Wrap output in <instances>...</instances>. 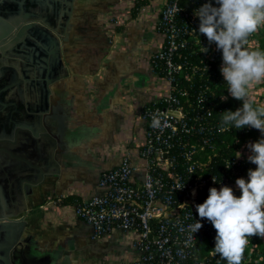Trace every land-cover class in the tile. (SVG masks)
Segmentation results:
<instances>
[{"label": "crops", "instance_id": "obj_1", "mask_svg": "<svg viewBox=\"0 0 264 264\" xmlns=\"http://www.w3.org/2000/svg\"><path fill=\"white\" fill-rule=\"evenodd\" d=\"M28 1L0 0V21L12 24L5 17L10 11L6 6L20 5L24 11ZM58 1L55 26L49 27L45 18L34 22L50 31L53 41L60 42L62 66L57 70L60 78L50 89L56 91L53 95L59 99L57 112L63 119L60 123L52 121L56 128L53 133H60L57 128H62V138L60 146L56 139L55 146H51V151L59 153L55 154L53 164L49 163L42 181L28 187L21 200L11 191V174L0 182V202L7 201L15 212L9 217L10 224L17 232L24 226L16 249L9 251L7 259L10 264H134L140 256L134 246L138 233L117 231L97 238L92 226L77 217L76 204L100 193L101 174L117 167L125 156L137 164L134 177L140 181L145 176L146 162L140 154L146 137L142 109L150 100H158L170 92L169 82L151 70L152 57L163 44L157 23L164 0ZM139 1L141 5L137 7ZM53 5L46 0L48 10ZM37 9L31 7V14H38L33 12ZM66 13L70 14V20L64 25ZM25 39L11 48L22 42L32 47L19 49L18 56L8 58L13 65L0 67L2 85L10 82L11 69L15 75L11 81L14 87L6 92L0 89V121L13 113L21 120L22 116L37 115L33 109L40 106L38 68L26 57L38 58L36 52L44 50L46 53L41 54L48 75L54 49L48 47L50 42L45 45L34 35L30 42ZM27 66L30 69L26 71ZM20 95L22 103H11ZM19 129H23L20 122L15 126V134ZM27 130L31 133L29 139L35 137L32 129ZM22 138L7 139L16 141L13 150L4 145L0 148L3 172L7 171L4 160L12 162L18 156L17 162H22L18 152ZM5 140L0 139V144ZM32 151V147L28 148L25 154L30 156ZM30 159L25 160L29 166L33 161ZM39 170L38 174L44 166ZM23 175L33 173L22 169L15 177ZM3 222L0 220V224ZM15 228L9 230L10 237Z\"/></svg>", "mask_w": 264, "mask_h": 264}, {"label": "built area", "instance_id": "obj_2", "mask_svg": "<svg viewBox=\"0 0 264 264\" xmlns=\"http://www.w3.org/2000/svg\"><path fill=\"white\" fill-rule=\"evenodd\" d=\"M208 2L164 0L157 23L163 44L152 57L151 70L169 82L170 92L142 109L144 178L134 177L137 164L125 156L101 174L100 193L76 204L77 217L92 226L97 238L117 231L138 233L134 246L140 256L134 264H209L199 255L200 245L205 236L215 241L216 230L207 219L201 220L196 205L207 199L210 188L236 191L235 181L247 179H233L230 170L251 155L249 143L238 150L239 159L213 151L221 128L208 94L215 92L218 82H226L220 72L222 52L199 35V18L194 15ZM212 3L217 6L215 0ZM202 46L209 49L207 54L201 53ZM154 116L159 127L152 126ZM195 222L202 228L191 234L189 226Z\"/></svg>", "mask_w": 264, "mask_h": 264}, {"label": "clouds", "instance_id": "obj_3", "mask_svg": "<svg viewBox=\"0 0 264 264\" xmlns=\"http://www.w3.org/2000/svg\"><path fill=\"white\" fill-rule=\"evenodd\" d=\"M212 0L195 10L199 18V35L206 36L209 45L222 52L220 72L232 98L242 102L236 111L221 113V131L244 128L256 129L261 139L249 143L248 161L256 166L249 169L247 179L235 181L240 190L236 196L231 187L209 189L202 204L196 205L201 220L207 219L216 230L215 248L209 251L227 264H241L249 238L264 239V106H254L249 89L264 80V52L251 51L247 38L264 25V0ZM209 49L201 47V53ZM226 100L227 97L221 96ZM153 117L152 126L159 127ZM237 159L241 157L236 152ZM231 168V165L230 167ZM217 182L214 178V183ZM202 228L200 222L189 226L191 234Z\"/></svg>", "mask_w": 264, "mask_h": 264}, {"label": "water", "instance_id": "obj_4", "mask_svg": "<svg viewBox=\"0 0 264 264\" xmlns=\"http://www.w3.org/2000/svg\"><path fill=\"white\" fill-rule=\"evenodd\" d=\"M13 1V0H12ZM10 0H6L8 3H12ZM51 4L53 5L52 10H48V6H46V0H30L27 3H25V9L22 10L21 6H6L10 11L5 14V17L7 20L12 21V24H4L2 21H0V67L3 65H13L10 64V61L8 58L18 56L19 49L22 48H31L30 45H25L24 42L17 45V48H11L13 45H15L18 41L23 39L24 37L27 39V42L31 41V36H36L39 40L43 42V44L46 45L47 41L50 42L51 49H54L53 55L51 57V67L49 68V74L47 75V68L43 64L45 61V57L41 53H46L44 50L41 49V51H37L38 58L32 59L31 56L26 57L29 59V61L34 64H36L38 68V78L40 79L38 82V86L40 89V106L33 109V112L37 115L34 116H22V120L18 119V116L16 113L9 114L5 117V119L0 121V139H6L5 141L1 142L0 148L4 145L6 149L13 150V143H16V141H10L7 139H14L17 137V140L19 139V136H22V143L18 147L21 149L18 151L19 156L22 159V162L20 164L17 162L18 156H15V160L10 162H5V168L6 172H3V169L0 168V182H5V179H7V175L11 174L12 184H11V191L18 200L22 199V196L24 194L27 195L28 187H31L33 184H38L40 181H42V176L44 175L47 170H49L50 166L49 163L53 164L55 154L59 153L58 151H51V146H55V139L56 142L61 143V136H62V128H57V130L60 133L54 134L53 133V127L52 121H56L60 123V120L62 121V115L57 112L58 110V98L55 99L53 92L56 93V91H53L50 89V86L55 82V80H58L60 78V75L57 73L58 68L62 66V60H61V48H60V42L59 40L53 41V35L50 31L45 29L43 26H38L34 21L40 20L42 18L48 19L47 25L49 27L55 26V22L57 21V17L59 15V1L58 0H51ZM33 5V6H31ZM31 7L38 8L37 10L33 12H39L38 14H31ZM24 14V16H22ZM45 15V16H44ZM48 17V18H46ZM70 14L66 13L65 18L63 21L64 25L68 24ZM66 27V26H65ZM57 30L56 28H54ZM65 30V28H64ZM60 33L64 34V31L60 29ZM44 36V37H43ZM8 37L10 38L7 42H5ZM25 39V40H26ZM3 41V42H2ZM53 42V43H52ZM31 55V54H30ZM12 62V60H11ZM26 71L30 69L29 66H27ZM8 70L5 68L4 72L6 73ZM11 76L8 75L10 82L7 84V86L2 85L0 83V89H4V91H8L10 88L14 87L13 84H11L12 78L15 79L14 70L11 69ZM27 73V72H26ZM7 74V73H6ZM15 81V80H13ZM19 93L22 95L21 89L18 88ZM20 95V98H15V101L13 100L11 103H16V101L23 102L22 97ZM20 103V102H19ZM9 119L12 120L9 122ZM20 122L23 129H19L17 134H15V126L18 122ZM2 122V123H1ZM11 123V125H10ZM58 127V126H57ZM63 127V125H62ZM32 129L33 135L35 137H30L31 134L29 130ZM2 141V140H1ZM11 142V143H10ZM4 143V144H3ZM33 148L32 154L30 156L26 155L25 152L28 150V148ZM51 151L49 153V151ZM3 156H6L3 154ZM8 157V156H7ZM29 158L33 159L31 162V165H27L25 160H29ZM7 159V158H6ZM30 159V160H31ZM1 166V163H0ZM41 166H44V170L39 173V168ZM29 170L33 173V175L30 176H21L20 178L16 179L17 173L21 170ZM18 171V172H17ZM23 172V171H22ZM23 174V173H22ZM37 174V175H36ZM14 176V177H13ZM2 200V197H0V201ZM11 209V206L8 205L7 201L4 203L0 202V220L5 221L3 224H0V264H10V261L7 259L8 253L10 250L16 249V243L18 240V236L21 235L23 227L20 226L19 232H17L16 228L10 224L9 217L14 216L15 212ZM5 214L7 215L6 218H4ZM11 228H15L13 232V236L10 237L9 230ZM22 229V230H21ZM7 233L6 234L4 233ZM13 259V254L11 253V260Z\"/></svg>", "mask_w": 264, "mask_h": 264}, {"label": "trees", "instance_id": "obj_5", "mask_svg": "<svg viewBox=\"0 0 264 264\" xmlns=\"http://www.w3.org/2000/svg\"><path fill=\"white\" fill-rule=\"evenodd\" d=\"M140 5L141 2H137L136 6L138 7ZM135 10H137V8H135ZM252 37L256 38L257 40V45L254 46L253 51L264 52V29L257 34L252 33L249 36V39ZM262 86L264 87V83ZM225 87V84L218 82V87L215 89V92L213 94H208V100L214 103L213 118L219 128H221V113L227 110L236 111L238 108L242 107V102L232 98ZM221 96H225L227 99L223 100L221 99ZM251 101L254 106H263L260 102H257L253 99H251ZM261 138V133L258 130L252 128L218 131L216 137L214 138V142H212L215 145V149L213 151L218 152L220 157H229L233 160L237 155L236 152H238V150L244 144L250 142L255 143ZM255 168L256 166L251 164L248 161V158H246L243 165H236L235 168L230 170V175L233 179L241 176L247 177L249 169L255 170ZM234 194L239 196L240 190L234 191ZM253 245H255V247L251 252ZM214 248L215 241L211 237L205 236L202 240V244L200 245V257H207L209 264H227V261L221 260L218 255L210 257L209 251L214 250ZM241 264H264V240L262 238L259 236L249 238V244L245 248Z\"/></svg>", "mask_w": 264, "mask_h": 264}, {"label": "rangeland", "instance_id": "obj_6", "mask_svg": "<svg viewBox=\"0 0 264 264\" xmlns=\"http://www.w3.org/2000/svg\"><path fill=\"white\" fill-rule=\"evenodd\" d=\"M263 29H264V25L260 26L258 28V33L261 32V30ZM256 45H257V41L252 37L251 40H249V43L247 44V48L253 51V48ZM263 83L264 80L258 83H254L249 89V97L257 102H260L264 106V87L262 86ZM254 247L255 245L252 246L251 252L253 251Z\"/></svg>", "mask_w": 264, "mask_h": 264}]
</instances>
